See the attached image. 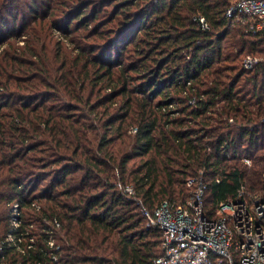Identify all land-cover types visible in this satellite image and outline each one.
I'll list each match as a JSON object with an SVG mask.
<instances>
[{
	"label": "trees",
	"instance_id": "16d2710c",
	"mask_svg": "<svg viewBox=\"0 0 264 264\" xmlns=\"http://www.w3.org/2000/svg\"><path fill=\"white\" fill-rule=\"evenodd\" d=\"M232 2L0 0V239L16 202L37 238L11 264H153L143 211L184 205L200 171L206 212L261 195L264 38Z\"/></svg>",
	"mask_w": 264,
	"mask_h": 264
},
{
	"label": "built area",
	"instance_id": "2783aa9c",
	"mask_svg": "<svg viewBox=\"0 0 264 264\" xmlns=\"http://www.w3.org/2000/svg\"><path fill=\"white\" fill-rule=\"evenodd\" d=\"M226 16L245 17L250 31L264 38V0H236L227 9ZM200 22L204 29L209 28L204 18ZM258 61L256 57H248L243 65L250 69ZM243 161L246 165L252 164L250 158ZM203 172L188 179L190 196L184 205L164 201L153 210L143 211L146 227L157 228L161 233L162 253L153 264H264V190L250 203L244 198L242 187L236 199L219 203L215 213L206 212L208 186L202 179ZM127 191L131 193L132 189ZM33 206L40 208L36 203ZM11 215L12 230L0 239V264H11L6 256L7 247L25 255L37 240L28 236V232L19 231V202L12 205ZM43 224L48 255L56 262L61 248L54 232L60 228V222L43 219Z\"/></svg>",
	"mask_w": 264,
	"mask_h": 264
},
{
	"label": "rangeland",
	"instance_id": "374dc122",
	"mask_svg": "<svg viewBox=\"0 0 264 264\" xmlns=\"http://www.w3.org/2000/svg\"><path fill=\"white\" fill-rule=\"evenodd\" d=\"M236 0H233V2L232 3H234ZM9 27L11 28L12 26H11V24H9ZM12 30V29H11ZM4 31L2 30V28L0 27V38H1V35L2 34H4L3 33ZM58 35H56V37H57ZM59 37V36H58ZM20 45H23V41L22 42H20ZM6 46H3V47H1L0 48V51L2 50V49H4ZM234 162H232V164H233ZM249 166V165H248Z\"/></svg>",
	"mask_w": 264,
	"mask_h": 264
}]
</instances>
